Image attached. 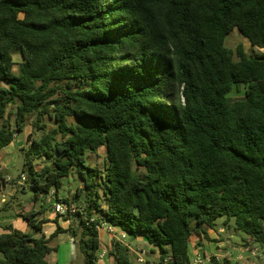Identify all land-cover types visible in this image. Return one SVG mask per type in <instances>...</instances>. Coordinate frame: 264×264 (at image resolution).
Masks as SVG:
<instances>
[{
  "label": "trees",
  "instance_id": "1",
  "mask_svg": "<svg viewBox=\"0 0 264 264\" xmlns=\"http://www.w3.org/2000/svg\"><path fill=\"white\" fill-rule=\"evenodd\" d=\"M232 31L251 54L224 45ZM33 116L24 184L57 200L76 170L61 201H82L64 218L77 226L50 238L69 232L84 264H97L101 223L144 238L160 264H188L190 237L219 218L264 249V0H0V148ZM37 215L19 216L41 231ZM53 250L0 234V264H48ZM109 255L136 264L120 242Z\"/></svg>",
  "mask_w": 264,
  "mask_h": 264
},
{
  "label": "crops",
  "instance_id": "2",
  "mask_svg": "<svg viewBox=\"0 0 264 264\" xmlns=\"http://www.w3.org/2000/svg\"><path fill=\"white\" fill-rule=\"evenodd\" d=\"M23 134L24 139L18 140L19 134H16L11 143L0 148V166L3 169L0 180V234L7 232L11 228L29 234L34 238L43 236L45 241H47V245L54 249L46 256L48 264H82L80 263L81 253L78 245L69 232L60 233L50 238V235L56 229L57 223L59 224V219L57 222L56 213L53 211V204L56 199H50L48 194L45 196L40 195L36 201L31 199L26 204H23L22 201L20 202L21 194L28 187L25 184L20 186L14 182L17 181L20 175L24 174L22 172L18 176H12L10 171L17 165L18 156L16 155V149L25 148L26 138L30 134L29 125L24 127ZM5 177L13 179V183L5 181ZM57 200L62 199L57 198ZM28 211H39V215L35 219L45 221L41 227V231L31 229L19 216ZM216 224L217 222H215L212 229H204V232L199 236L192 235L190 237L188 246L189 261L198 260L200 264L201 261H204L205 264H221L225 260L229 264H254L253 259H258L259 262H264V249L253 246L246 248V236L235 230L232 220L225 223L224 219H221L219 225ZM59 225L62 229H67L69 221ZM98 236L100 242L99 249L102 242L106 243L107 252H102V258L98 256L97 264H113V259L109 255L112 247L111 234L105 229H100L98 230ZM126 239H128L127 236ZM121 243L129 249L132 261V254L134 253L138 256L141 251L144 252L143 257L146 252H150L152 259L159 258L158 249L147 243L142 237H134L133 239H129L128 242ZM237 249L240 251L234 258V250ZM244 252L249 254L244 256Z\"/></svg>",
  "mask_w": 264,
  "mask_h": 264
},
{
  "label": "rangeland",
  "instance_id": "3",
  "mask_svg": "<svg viewBox=\"0 0 264 264\" xmlns=\"http://www.w3.org/2000/svg\"><path fill=\"white\" fill-rule=\"evenodd\" d=\"M237 44H242L243 47H244V50L247 54H251L252 53V50L249 46V43L246 39L242 38L236 31H232L231 33H229L225 39H224V45L228 48H231V49H234L236 47ZM21 60V57L18 55V54H15L13 55V61L15 63V66L13 67V72L16 73L17 72V65L19 63V61ZM241 91L238 93V92H235L233 91L230 96L231 97H239L241 96ZM10 108L12 110H14L15 106H10ZM13 119V118H12ZM34 119V116L33 117H29L27 118V121L25 122V126L26 125H29L30 127V123H31V120ZM42 123H44L47 127V129H52L55 127V122L52 118H49L47 116H44L42 118ZM30 133H31V137L32 138H37L40 133L37 132V131H33L31 130V127H30ZM23 131L19 134L18 136V140H22L24 139V136H23ZM57 140H59V137L57 138ZM28 147V143L26 142L25 144V148ZM105 152L106 150L104 148H99L98 151H97V156L95 155H89L86 157V163L90 164L92 167H98V168H102L103 166V163H104V159H105ZM16 155L18 156V159H17V165L15 167H13L11 169V175L12 176H18L20 173H22V165H23V153L19 150V149H16ZM34 164H36L38 167L39 165L41 166L42 165V160L39 159V160H36L34 161ZM79 188L81 187V182L78 178V175H77V172L76 170H74L72 173H71V176L69 178H66L62 181V186L61 188L59 189L58 191V195H57V198L59 199H70L71 197L74 196L75 194V190L76 188ZM33 191L30 190L29 188L21 194V197H20V202L22 201L23 204L27 201H30L32 198H33ZM49 198L50 199H55L53 193H49ZM74 205L76 207H78L80 210L82 209L83 207V203L81 200L79 201H74ZM64 221V218H68V215L66 217H59ZM70 218V217H69ZM222 218H219L216 222L217 224L216 225H219V221L221 220ZM75 219H70L69 220V226L73 224L74 227L77 226V220ZM222 226V225H221ZM216 227H219V226H216ZM111 239H112V243L114 242H128L129 238L128 239H120V237L118 236V232H115V233H112L111 234ZM120 239V240H119ZM106 244V243H105ZM103 242L101 244V248L99 249V253H98V256L100 255H103L102 252L104 251L105 253L107 252V246L105 245ZM245 247L247 248V245H245ZM135 249V248H134ZM239 249L237 250H234V258L239 254ZM136 252V251H135ZM244 256L249 254L247 252H244L243 253ZM133 255V261L135 262V260L137 259V255H135L134 253L132 254ZM2 254L0 253V259L2 258ZM102 258V257H101ZM144 263L143 264H160L159 263V259H152V256H151V253L150 252H146L145 253V256H144ZM234 260V259H233ZM254 261V264H264V262H259L258 259H253ZM77 263H78V260H77ZM80 263L83 264V257L82 255H80ZM201 264H205L204 261H201Z\"/></svg>",
  "mask_w": 264,
  "mask_h": 264
},
{
  "label": "built area",
  "instance_id": "4",
  "mask_svg": "<svg viewBox=\"0 0 264 264\" xmlns=\"http://www.w3.org/2000/svg\"><path fill=\"white\" fill-rule=\"evenodd\" d=\"M2 167L0 166V180H1V175H2ZM5 181L13 183V179H11L10 177H5L4 178ZM25 182V175H20L19 178L17 179L16 184L18 185H23ZM53 211L56 213V215H61V217L65 216V215H70L72 213H74L76 211V207L74 204H67L62 202L61 200H56L55 203L53 204ZM93 220L91 219L90 222H92ZM95 228L97 230L100 229H105L109 234L115 233L116 231L118 232V236L120 237V239H125L126 235L121 232L118 231L116 228L106 224V223H101L99 226L96 225ZM119 239V240H120ZM144 252H140V255L137 256V259L135 260L136 264H143L144 263V257H143ZM101 257V255L99 256ZM188 264H200L198 260H192L189 261Z\"/></svg>",
  "mask_w": 264,
  "mask_h": 264
},
{
  "label": "water",
  "instance_id": "5",
  "mask_svg": "<svg viewBox=\"0 0 264 264\" xmlns=\"http://www.w3.org/2000/svg\"><path fill=\"white\" fill-rule=\"evenodd\" d=\"M63 220L61 218H59V224H62Z\"/></svg>",
  "mask_w": 264,
  "mask_h": 264
}]
</instances>
